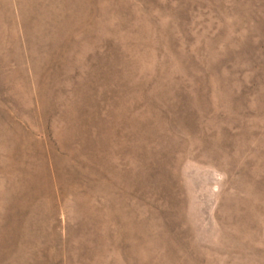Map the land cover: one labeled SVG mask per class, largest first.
<instances>
[{
  "label": "rangeland",
  "instance_id": "374dc122",
  "mask_svg": "<svg viewBox=\"0 0 264 264\" xmlns=\"http://www.w3.org/2000/svg\"><path fill=\"white\" fill-rule=\"evenodd\" d=\"M0 264H264V0H0Z\"/></svg>",
  "mask_w": 264,
  "mask_h": 264
}]
</instances>
